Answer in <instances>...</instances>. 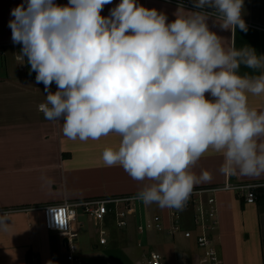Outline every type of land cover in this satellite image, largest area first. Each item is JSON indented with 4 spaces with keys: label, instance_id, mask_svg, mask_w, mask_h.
<instances>
[{
    "label": "clouds",
    "instance_id": "9594fccd",
    "mask_svg": "<svg viewBox=\"0 0 264 264\" xmlns=\"http://www.w3.org/2000/svg\"><path fill=\"white\" fill-rule=\"evenodd\" d=\"M111 3L25 0L11 10L12 42L22 45L21 57L47 93L38 105L44 117L62 120L71 140L117 134L103 165L150 181L136 196L146 205L183 209L194 186L210 179L191 171L210 149L222 156L225 175L264 174V112L248 104V94L264 93V55L225 49L205 12L168 23L155 8L120 0L102 16ZM195 6L215 9L225 29L247 31L244 0ZM241 66L260 74H241ZM7 217L0 214V229L7 230Z\"/></svg>",
    "mask_w": 264,
    "mask_h": 264
},
{
    "label": "crops",
    "instance_id": "0c3cea01",
    "mask_svg": "<svg viewBox=\"0 0 264 264\" xmlns=\"http://www.w3.org/2000/svg\"><path fill=\"white\" fill-rule=\"evenodd\" d=\"M24 2L0 0V209H22L8 215L7 230L0 229V264H27L29 253L40 264H65L56 256L52 231L44 226L42 207L137 195L151 182L133 180L120 166L103 165L102 152L106 147L118 146L120 137L117 134L110 133L98 140H71L63 134L62 120H47L38 110L47 93L43 83L36 82V73L31 71L27 58L18 60L22 45L12 42V31L8 26L14 19L11 10ZM55 3L67 5L68 0H55ZM119 3L120 0H112L104 6L101 15L109 16L110 10ZM137 4L163 12L168 23L177 15L205 12L209 29L221 37L225 49L247 46L255 49L257 55H264V0H244L242 17L247 25L246 32L238 27L234 32L221 27L223 18L220 14L210 7L197 8L195 0H137ZM240 73L259 75L260 71L241 66ZM50 90L53 93L57 90L55 83ZM248 104L250 108L264 112V93L248 94ZM259 143H264V137ZM222 161L220 154L211 149L206 152L191 171L197 176L206 171L210 179L194 188L219 186L228 181L264 182V174L259 177L225 175L220 171ZM261 189L263 192L251 205L245 204L234 192H221L216 196L219 226L215 236L224 264H264V187ZM169 209L162 215L167 227L173 223ZM140 210L152 214L146 204L141 205ZM181 223L184 228L185 225L193 226L192 210L182 213ZM74 228L79 234L78 254L86 264H119L118 259L106 253L110 249L121 250L124 264H143L141 259H133L132 253L140 247L139 243L141 247L148 245L149 235L158 239L159 247H166L164 252L156 251L164 256L167 264H172L165 253L174 251L168 239L172 240V237L167 232L142 236L137 233L135 224L124 231L111 226L108 244L102 246L99 241L91 242L92 227L75 222ZM119 234H126L133 244L123 241ZM136 237H139L138 241ZM175 256L178 264H200L196 245L194 251L187 254L177 251Z\"/></svg>",
    "mask_w": 264,
    "mask_h": 264
},
{
    "label": "built area",
    "instance_id": "2783aa9c",
    "mask_svg": "<svg viewBox=\"0 0 264 264\" xmlns=\"http://www.w3.org/2000/svg\"><path fill=\"white\" fill-rule=\"evenodd\" d=\"M18 60L21 61L23 58L20 56ZM262 187H264V182L235 183L228 181L219 186L193 188L183 209L170 208V218L173 223L169 227L166 226L162 215L139 211L144 203L136 198L137 195L103 197L75 203L65 202L48 205L42 207L41 210L45 228L48 231L57 232L61 238L68 240L66 244L68 264H86V261L78 254L79 234L74 228L78 210L94 221L99 245L108 244L109 224L123 231L135 224L137 233L142 236L163 232H167L170 237H175L177 233L182 234L184 238L195 241L200 252V264H224L215 236L219 226L216 196L221 192H234L245 204L251 205L256 203L257 190ZM20 210L22 209H0V214L9 215ZM184 210H192L193 226L189 229H185L180 223L179 212ZM139 245L141 246V243ZM146 264L167 263L161 253L150 250L147 253Z\"/></svg>",
    "mask_w": 264,
    "mask_h": 264
},
{
    "label": "rangeland",
    "instance_id": "374dc122",
    "mask_svg": "<svg viewBox=\"0 0 264 264\" xmlns=\"http://www.w3.org/2000/svg\"><path fill=\"white\" fill-rule=\"evenodd\" d=\"M0 62H1V60H0ZM146 206H147L148 210L150 211V213H152V214H161V215L167 214V208L162 209L155 203H153L151 205H146ZM184 211L186 212L187 210H184ZM184 211L179 212V214L182 216V213ZM76 223H78V224L84 223L85 226H90L93 228V232L91 233L93 238H91V242L99 240L98 235H97V227L94 225V221L91 220L88 216H85L80 210H78ZM180 223H181V220H180ZM181 225H182V223H181ZM189 226L190 225H185V229H188L186 227H189ZM109 228H111L110 224H109ZM111 229H113V228H111ZM50 234H51V241H52L54 247L56 248V256H59L62 259V261L65 264H67V262H66L67 249L64 246V238L58 237L59 235L57 232H50ZM158 234H161V233H156V235H158ZM119 237L121 239H123V241H127V243L129 245L133 244V242H131L129 240V238L126 234H124V235L119 234ZM157 237H160V236H157ZM138 239H139V237H136L137 241H138ZM168 239H170L169 241H171V244H172L171 248H173L174 251H172L171 253L170 252L168 253L167 252L168 250H167L165 253L167 254V256H169V261H171L172 264H178V261H177L178 259L175 256L177 251H180L183 253L186 252V254H187V253L195 250V245H196L195 241L184 238V236L182 234L177 233L175 235V237H172V240L169 237H168ZM146 240L148 241V243H147L148 245L144 244V247H141V246L136 247L135 252L132 253V258L133 259H138V258L141 259L143 264L146 263V259H147L146 253H148L150 251L149 249H152V250L154 249L155 251L158 250V251H162V252H164V250L166 249V247H162L161 245H160V247L158 246V244H157L158 239L155 237H151L149 235V237ZM196 247H197V245H196ZM197 249H198V247H197ZM143 251L145 253L144 255L142 254Z\"/></svg>",
    "mask_w": 264,
    "mask_h": 264
},
{
    "label": "trees",
    "instance_id": "16d2710c",
    "mask_svg": "<svg viewBox=\"0 0 264 264\" xmlns=\"http://www.w3.org/2000/svg\"><path fill=\"white\" fill-rule=\"evenodd\" d=\"M261 192H263V189H258L257 190V196L258 195H260L261 194ZM106 253L108 254V255H110L111 257H114V258H116V259H118L119 260V264H124V261H123V258H122V256H123V253L121 252V250L119 249H110V250H108V251H106ZM27 264H40L38 261H36V260H34V256H33V254H31V253H29L28 254V259H27Z\"/></svg>",
    "mask_w": 264,
    "mask_h": 264
},
{
    "label": "water",
    "instance_id": "95a60500",
    "mask_svg": "<svg viewBox=\"0 0 264 264\" xmlns=\"http://www.w3.org/2000/svg\"><path fill=\"white\" fill-rule=\"evenodd\" d=\"M64 243H66V244H67V243H68V240H67V239H64Z\"/></svg>",
    "mask_w": 264,
    "mask_h": 264
}]
</instances>
